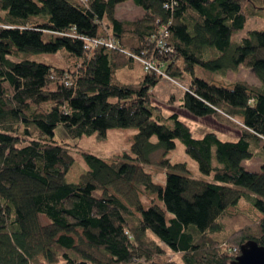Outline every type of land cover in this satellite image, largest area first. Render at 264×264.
<instances>
[{"label": "trees", "instance_id": "trees-1", "mask_svg": "<svg viewBox=\"0 0 264 264\" xmlns=\"http://www.w3.org/2000/svg\"><path fill=\"white\" fill-rule=\"evenodd\" d=\"M124 1L0 0V264H175L168 252L183 264H230L246 241L264 247V164L254 173L241 167L253 156L252 141L264 149V86L225 88L194 76L196 66L223 74L242 65L264 84V30L236 47L230 41L264 0H130L143 15L128 22L114 15ZM162 27L174 50L161 57ZM85 38L110 39L117 49H84ZM32 53L56 59H11ZM141 60H154L173 81L190 75L182 107L238 138L209 132L195 139L176 114L162 118L151 91L163 78ZM55 84V92L46 90ZM57 125L71 139L134 129L136 157H118L143 164L178 140L212 182L167 172L157 197L169 217L152 207L136 212L109 186L132 183L139 166L83 153L85 178L69 184L74 158L54 141ZM79 243L106 261L79 251Z\"/></svg>", "mask_w": 264, "mask_h": 264}, {"label": "rangeland", "instance_id": "rangeland-1", "mask_svg": "<svg viewBox=\"0 0 264 264\" xmlns=\"http://www.w3.org/2000/svg\"><path fill=\"white\" fill-rule=\"evenodd\" d=\"M81 1V0H68ZM129 7L132 9H129ZM141 13V14H140ZM141 8H137L133 5L130 0L119 4L117 9V15L120 19L136 20L142 14ZM264 30V10H258L256 14L247 19V23L237 33H233L230 37L232 46L236 47L240 43V40L248 36L250 31ZM53 55L49 54H22L18 58H11L12 60H19L24 58L28 61H36L39 63H48V61L54 62L56 59L49 58ZM194 76L201 78L205 82L215 85L230 88L233 83L244 81L248 85L256 87L264 86L257 79L256 75L249 68L239 65L233 70H228L223 74L212 72L208 69L195 67ZM181 79H175L176 83L170 82L167 78H163L152 88V106L158 107L162 118L170 115H177L192 132L195 139L201 138L205 133L216 132L223 139L222 135L229 129L225 126L218 124L210 116L208 117H195L191 115L187 110L182 107V97L185 89L188 88L190 75L184 74ZM58 85L47 87L46 90L55 92ZM105 138H99L95 134L90 136H84L79 139H71L66 135L63 126L57 125L54 131V141L57 144H62L65 147L70 148V153L74 158V163L70 167V171L65 176L67 183H78L84 180L86 170L83 166L82 154L95 155L99 158H104L108 161L115 160L116 163L129 162L139 166V171L136 174L134 181L130 184L127 183H114L109 186L111 191L115 193L120 199L131 206L136 212L139 209L147 210L148 207H152L155 210L164 212L165 217L168 218L169 214L163 208L162 201L158 196V189L163 185L165 174L171 172L174 174H180L188 179L192 180L197 184H207L212 182L211 174L205 173L200 169L199 164L189 155L184 152V147L178 140L175 141L176 145L173 150L156 151L149 158L148 163H141L138 159L129 161L127 159H120L123 153L131 155L133 158L136 157L132 153V146L134 137L137 134L136 130L130 129H111L107 131ZM151 142L154 143L155 139L152 138ZM263 144L259 143L257 146L254 145L253 141L250 143V151L252 157L250 159L242 160L241 167L249 172H259L260 166L264 164V149ZM232 190L237 191L236 193H244L245 189L238 187H230ZM240 192V193H239ZM242 202H244L242 200ZM243 209L247 207L246 204L241 203ZM251 204H248V213L254 218L257 213L253 212ZM43 223L46 222L44 217H41ZM78 250L90 254L92 257L105 262L106 258L98 251L89 249L85 245L79 243ZM168 259L173 261L175 264H183L179 260V255L168 252Z\"/></svg>", "mask_w": 264, "mask_h": 264}, {"label": "built area", "instance_id": "built-area-1", "mask_svg": "<svg viewBox=\"0 0 264 264\" xmlns=\"http://www.w3.org/2000/svg\"><path fill=\"white\" fill-rule=\"evenodd\" d=\"M157 38H156V41H155V46H156V53L158 56H167V55H171L173 53V46H170V45H167L166 44V40L168 38V34H167V29L165 27H162L161 28V31H159V33L157 34ZM86 44L85 48L84 49H87V48H95L97 46H102L104 48H107V49H112V50H115L117 49L114 41L110 40V39H107V40H95V41H92V40H89L87 38L85 39H82ZM143 65V68L146 72L148 73H152V72H155L156 74L158 75H161L162 78H167L164 74H162V71H163V67L160 66V65H157L154 60H151V61H144V60H141L140 61ZM170 82H172L173 84L176 83L175 81L167 78ZM60 84H64L65 86L66 85H69V83L67 82V79H63V81H60L59 82ZM186 91V89H185Z\"/></svg>", "mask_w": 264, "mask_h": 264}, {"label": "water", "instance_id": "water-1", "mask_svg": "<svg viewBox=\"0 0 264 264\" xmlns=\"http://www.w3.org/2000/svg\"><path fill=\"white\" fill-rule=\"evenodd\" d=\"M230 264H264V247L248 240L240 246L239 254Z\"/></svg>", "mask_w": 264, "mask_h": 264}, {"label": "crops", "instance_id": "crops-1", "mask_svg": "<svg viewBox=\"0 0 264 264\" xmlns=\"http://www.w3.org/2000/svg\"><path fill=\"white\" fill-rule=\"evenodd\" d=\"M124 2H126V1H124ZM119 4L116 6L115 13H114L116 20L118 19L120 21H127V22L130 21V19H128V20L127 19H120V17L117 15V9H118ZM129 9H131V8L129 7ZM131 21H133V20H131ZM227 129H229V128H227ZM238 136H239V132L237 130H234L231 128L228 131H226L225 133H223V135H222L223 139H225V140H235L236 138H238Z\"/></svg>", "mask_w": 264, "mask_h": 264}]
</instances>
